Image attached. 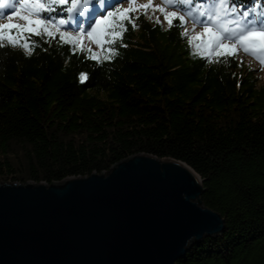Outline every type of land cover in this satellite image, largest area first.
Wrapping results in <instances>:
<instances>
[{"label": "trees", "instance_id": "obj_1", "mask_svg": "<svg viewBox=\"0 0 264 264\" xmlns=\"http://www.w3.org/2000/svg\"><path fill=\"white\" fill-rule=\"evenodd\" d=\"M258 5L234 6L262 18ZM130 13L99 60L59 32L24 34L30 55L0 44V181L59 182L139 152L174 158L203 178L202 201L225 218L220 235L176 264H264V86L255 69L196 54L177 19L164 26Z\"/></svg>", "mask_w": 264, "mask_h": 264}, {"label": "water", "instance_id": "obj_2", "mask_svg": "<svg viewBox=\"0 0 264 264\" xmlns=\"http://www.w3.org/2000/svg\"><path fill=\"white\" fill-rule=\"evenodd\" d=\"M203 182L144 152L59 182L0 181V264H176L225 227Z\"/></svg>", "mask_w": 264, "mask_h": 264}, {"label": "snow or ice", "instance_id": "obj_3", "mask_svg": "<svg viewBox=\"0 0 264 264\" xmlns=\"http://www.w3.org/2000/svg\"><path fill=\"white\" fill-rule=\"evenodd\" d=\"M70 3L68 12H74L78 9V0H22L19 3V11L16 15H20L21 12L26 14L21 18L26 22L25 24H13L0 25V44L5 41L11 45L23 47L31 54V46L26 39L23 38L24 34L41 35L42 33L48 37H54L59 32L60 40L66 43L72 44L74 47L79 46L83 50V44L86 37L85 32L80 31L76 35H72L69 32H60L59 26L68 23L65 19H59L58 24L53 23L52 18L45 20L43 13L51 12L53 10V4L66 5ZM170 5L179 4L186 7L188 14L196 19V14L206 16L208 23H204V32L199 36H193L190 39V43L198 41L194 44L197 50L196 54L215 56H230L235 55L239 46L243 47L245 52L251 53L264 63V17L259 20L248 21L246 17L250 15L249 11H240L235 7V0H209L208 6L205 8L203 3L199 0H167ZM230 3L233 5L230 7ZM15 4L0 3V8L14 7ZM264 5H258L257 8ZM144 8L151 7V5H144ZM195 7V11L193 8ZM135 9H125L118 13L109 12L104 19L99 22H94L95 27L91 28L87 32V36L94 39L97 44L103 45L109 41L106 37L111 35V42H115V39L122 38V33L112 31L110 29L111 20L115 17H119L121 20H131L128 13ZM165 13L169 25L172 24L174 19L179 20L182 23H186L183 15H178L176 12H167L166 8L160 7L158 9ZM256 9H252L255 11ZM239 17V18H235ZM79 23V21H76ZM133 27L135 24L133 23ZM184 35L187 36L188 32L185 31ZM206 37V38H205ZM231 42V43H230ZM91 53V58L99 60L101 59L97 54L92 53L91 49L88 50ZM109 53L112 49H107ZM105 59L111 58L110 55L104 57ZM86 79V77H82Z\"/></svg>", "mask_w": 264, "mask_h": 264}, {"label": "rangeland", "instance_id": "obj_4", "mask_svg": "<svg viewBox=\"0 0 264 264\" xmlns=\"http://www.w3.org/2000/svg\"><path fill=\"white\" fill-rule=\"evenodd\" d=\"M8 1H10L11 4L15 2L13 0H4V3L8 2ZM144 5H151L150 8L156 9L155 12H157V9H159L160 7L166 8L167 12H169V13L174 12V10H170L173 8H170L169 6H167L163 0H134V1L132 0L129 2L127 1L124 4V7L129 6L130 9L136 8L134 11V16H138L140 14V11L144 12V7H142ZM18 6H19V4H18ZM17 11H19V8H17L14 12H6L3 16H0V25H2V24L6 25L9 23L21 24V25L25 24L26 22L21 18V16L25 15L26 13L21 12L20 15H16ZM193 11H194V9H193ZM183 12H184L185 19L188 20L186 31L188 32L189 40L191 39V37L199 36L201 33H203L204 29L198 27L196 20H194V18L188 14V11L183 9ZM154 15L155 14H149L148 16L153 17ZM160 15H161V17H155V18L161 19L163 21H167L165 23L168 26L169 23H168V20L165 16V13L160 11ZM128 16H129V13H128ZM199 17H203V16H199ZM74 19L75 18L72 17L71 22H72L73 28L76 30L81 29L82 27H85L87 24H89L88 28L81 30V31L85 32V34H86L83 47H86L87 49H91V51L93 50V53L97 54L98 56L102 55L103 54V47H101V45L97 44V42L94 39L87 36V32L91 30V29H89L91 20L84 21L81 19L82 22L78 26V23H76V21ZM162 24H164V23H162ZM62 28L63 27H60L59 29H62ZM69 28L70 27L67 26V29H69ZM72 33H73V35H76V34H78V31H75ZM236 55H238V57L244 62V64L255 69V73L260 79V81H259L260 84H262L264 86V63H261V60L259 58L253 57L250 53H248L246 55L243 52L242 46H239V50L236 53Z\"/></svg>", "mask_w": 264, "mask_h": 264}, {"label": "bare ground", "instance_id": "obj_5", "mask_svg": "<svg viewBox=\"0 0 264 264\" xmlns=\"http://www.w3.org/2000/svg\"><path fill=\"white\" fill-rule=\"evenodd\" d=\"M14 1H15V0H14ZM101 5H102V3H99V6H98V7L102 9L103 7H102ZM66 8H67V7H66ZM67 9H68V8H67ZM53 15H54V14H53ZM87 16H88V18H91V17H92V16H89V15H86V14H81V15H80L81 18H85V19H86ZM66 20L68 21V24L62 25V27L67 28V26H69V23L71 22V19H70V18H66Z\"/></svg>", "mask_w": 264, "mask_h": 264}]
</instances>
